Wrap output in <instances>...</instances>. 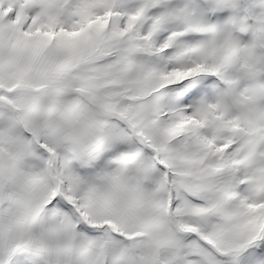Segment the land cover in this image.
I'll return each instance as SVG.
<instances>
[{
	"label": "snow or ice",
	"instance_id": "1",
	"mask_svg": "<svg viewBox=\"0 0 264 264\" xmlns=\"http://www.w3.org/2000/svg\"><path fill=\"white\" fill-rule=\"evenodd\" d=\"M0 264H264V0H0Z\"/></svg>",
	"mask_w": 264,
	"mask_h": 264
}]
</instances>
